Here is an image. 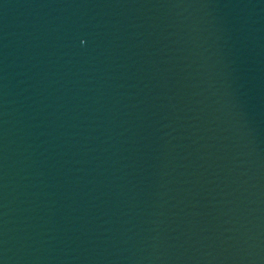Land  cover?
<instances>
[{
  "label": "water",
  "instance_id": "1",
  "mask_svg": "<svg viewBox=\"0 0 264 264\" xmlns=\"http://www.w3.org/2000/svg\"><path fill=\"white\" fill-rule=\"evenodd\" d=\"M0 264H264V0H0Z\"/></svg>",
  "mask_w": 264,
  "mask_h": 264
}]
</instances>
